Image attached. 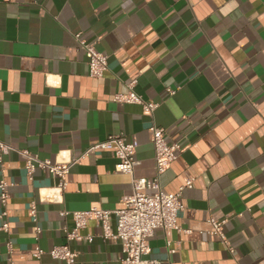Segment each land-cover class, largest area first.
Here are the masks:
<instances>
[{
    "label": "crops",
    "instance_id": "1",
    "mask_svg": "<svg viewBox=\"0 0 264 264\" xmlns=\"http://www.w3.org/2000/svg\"><path fill=\"white\" fill-rule=\"evenodd\" d=\"M75 34L107 55L101 77L88 74ZM131 81L157 103L152 113L113 100ZM152 124L182 148L160 175L162 189L193 183L181 192V230L154 229L147 258L264 264V0H0V141L8 146L0 180L9 193L0 202V264H64L32 255L68 242L73 221L59 212L116 210L131 190V176L99 149L71 165L61 199L48 201L57 178L36 169L29 179L22 151L67 160L121 133L138 142L133 176L153 178ZM210 217L224 221L232 252L209 233ZM101 233L89 220L80 230L89 238L68 242L74 264H121L120 242Z\"/></svg>",
    "mask_w": 264,
    "mask_h": 264
},
{
    "label": "built area",
    "instance_id": "2",
    "mask_svg": "<svg viewBox=\"0 0 264 264\" xmlns=\"http://www.w3.org/2000/svg\"><path fill=\"white\" fill-rule=\"evenodd\" d=\"M79 46L83 49L86 56L88 74L92 77H101L107 70V55L96 49L94 42H87L75 34ZM134 81L127 85L125 93H116L113 100L118 103H134L141 106L144 112L152 113L157 107V103L145 101L138 93L133 90ZM177 88L167 87L166 91L172 95ZM149 137L154 150L155 176L153 178L133 176L134 155L138 146L136 139L127 140L121 134L107 135L102 141H98L86 149L79 156H72L67 160L51 162L48 159H39L36 155L22 151L24 157V169L29 179L33 178L36 169L48 171L53 177L57 178V185L45 194L48 201L57 202L62 197V192L67 185V174L71 165L78 163L84 156L96 150H109L116 158L114 170L129 174L131 176L130 193L123 197V207L116 210H108L99 207H91L85 210L60 211V215H70L73 227L65 231L67 241L82 240L85 237L80 234L87 221L94 220L102 229L103 239L119 241L123 253L121 264H152L147 256L150 252L149 238L154 229H176L181 230L177 223L179 212L184 205L181 201V192L184 188L191 187L193 177L185 180L178 191L166 192L160 185V175L169 167L170 163L176 159L178 152L182 150L177 143L169 142L166 139L165 131L157 125H150ZM8 150V146L0 141V154ZM8 183L0 180V202L5 206L9 197L7 191ZM6 211L0 213V218H4ZM30 215L35 222L36 209L32 204ZM115 215V226H112L111 218ZM211 228L209 233L216 235L220 242L229 251H233L227 236L223 231L224 221H219L210 217L208 219ZM0 229L6 230L4 222ZM39 232V227L36 228ZM54 245L47 251L40 246H36L32 255L39 258L47 253L54 259L63 261L64 264H74L77 252L72 250L69 244ZM7 247L11 250L10 242Z\"/></svg>",
    "mask_w": 264,
    "mask_h": 264
}]
</instances>
